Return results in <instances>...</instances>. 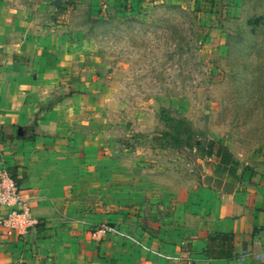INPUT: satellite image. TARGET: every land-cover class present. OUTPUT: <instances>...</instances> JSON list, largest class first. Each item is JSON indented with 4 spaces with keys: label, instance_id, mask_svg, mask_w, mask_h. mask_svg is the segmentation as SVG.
Listing matches in <instances>:
<instances>
[{
    "label": "rangeland",
    "instance_id": "374dc122",
    "mask_svg": "<svg viewBox=\"0 0 264 264\" xmlns=\"http://www.w3.org/2000/svg\"><path fill=\"white\" fill-rule=\"evenodd\" d=\"M0 77L45 91L73 140L186 162L203 187L264 164V0H0Z\"/></svg>",
    "mask_w": 264,
    "mask_h": 264
},
{
    "label": "crops",
    "instance_id": "0c3cea01",
    "mask_svg": "<svg viewBox=\"0 0 264 264\" xmlns=\"http://www.w3.org/2000/svg\"><path fill=\"white\" fill-rule=\"evenodd\" d=\"M33 86L11 93L0 77V168L40 223L22 237L0 230V264H264V164L228 191L203 187L186 162L161 168L141 146L53 129L49 95ZM35 119L33 139L22 138ZM101 224L113 231L93 236Z\"/></svg>",
    "mask_w": 264,
    "mask_h": 264
},
{
    "label": "built area",
    "instance_id": "2783aa9c",
    "mask_svg": "<svg viewBox=\"0 0 264 264\" xmlns=\"http://www.w3.org/2000/svg\"><path fill=\"white\" fill-rule=\"evenodd\" d=\"M0 208H6V214L0 218V230L8 237H22L39 226V220L30 210L28 198L23 189L7 168H0ZM108 224H101L93 231V236L111 233ZM264 260V252L259 256ZM190 264V261L188 262Z\"/></svg>",
    "mask_w": 264,
    "mask_h": 264
},
{
    "label": "trees",
    "instance_id": "16d2710c",
    "mask_svg": "<svg viewBox=\"0 0 264 264\" xmlns=\"http://www.w3.org/2000/svg\"><path fill=\"white\" fill-rule=\"evenodd\" d=\"M36 120L37 119L34 120V124L32 125V127L28 128L30 135L27 137L22 136V138H26L28 140L33 139V137L35 135L34 134V128L37 125ZM168 120L172 124V131L164 133L163 137L167 138V140H168L167 142L172 146V148H178V147H182V146L188 147L189 143L193 140V132L191 131V129L189 128L187 123L183 120H177V119H173V118H170ZM197 146L199 147V145H197Z\"/></svg>",
    "mask_w": 264,
    "mask_h": 264
}]
</instances>
